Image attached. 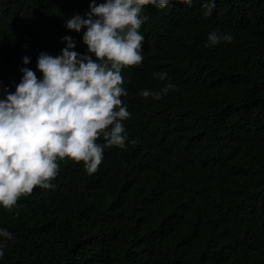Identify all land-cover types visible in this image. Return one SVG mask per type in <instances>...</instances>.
<instances>
[{"label": "trees", "instance_id": "trees-1", "mask_svg": "<svg viewBox=\"0 0 264 264\" xmlns=\"http://www.w3.org/2000/svg\"><path fill=\"white\" fill-rule=\"evenodd\" d=\"M91 2L0 0L3 87L22 67L42 77L38 55H59L64 36L85 54L66 20ZM206 2L145 7L143 62L122 69L126 150L105 147L92 175L58 160L55 188L0 206L14 237L0 236V264H264V0H215L207 17ZM216 29L232 41L205 47ZM165 83L162 99L140 95Z\"/></svg>", "mask_w": 264, "mask_h": 264}, {"label": "clouds", "instance_id": "clouds-1", "mask_svg": "<svg viewBox=\"0 0 264 264\" xmlns=\"http://www.w3.org/2000/svg\"><path fill=\"white\" fill-rule=\"evenodd\" d=\"M170 2L92 0L86 18L77 14L66 20L68 30L85 29V54L74 51L75 41L64 36L66 46L59 55H38L36 69L42 77L22 67L14 92L0 81V206L11 211L34 188H55L58 160L82 161L92 175L103 161L105 147L126 150L129 138L122 122L131 114L121 99L127 95L122 69L143 62L144 36L139 30L148 19L145 7L162 9ZM176 2L191 6L193 0ZM214 7L215 0H207L204 15L210 16ZM232 39L216 29L208 34L205 47ZM22 62L28 65L30 57H22ZM153 76L168 79L163 71ZM170 90L175 86L165 83L159 91L142 90L140 95L159 100ZM101 138L105 143H98ZM0 236L14 238L6 229H0ZM3 254L0 249V257Z\"/></svg>", "mask_w": 264, "mask_h": 264}]
</instances>
